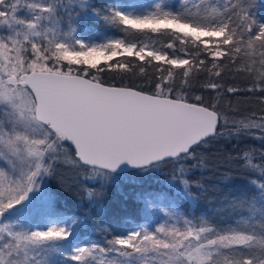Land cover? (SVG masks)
<instances>
[{"label":"snow or ice","instance_id":"6c2138e0","mask_svg":"<svg viewBox=\"0 0 264 264\" xmlns=\"http://www.w3.org/2000/svg\"><path fill=\"white\" fill-rule=\"evenodd\" d=\"M258 8L264 0H0V264H264V107L237 119L212 102L233 93L264 106ZM95 28L114 35L96 42ZM225 134L246 183L221 224L181 202L195 201L188 174ZM65 166L88 185V211L62 207L73 189L53 181ZM169 166L174 182L139 193L144 223L122 231L105 188Z\"/></svg>","mask_w":264,"mask_h":264},{"label":"trees","instance_id":"16d2710c","mask_svg":"<svg viewBox=\"0 0 264 264\" xmlns=\"http://www.w3.org/2000/svg\"><path fill=\"white\" fill-rule=\"evenodd\" d=\"M109 3L115 0H108ZM127 2V0H120ZM140 3H152V0H138ZM180 2V0H177ZM256 17L264 18V8H258L255 12ZM105 35L112 36L114 33L103 29L95 28L91 32L93 40L99 37L100 42ZM159 47V45H157ZM103 63V61H101ZM224 80L230 86L236 83L243 88L244 81L225 75ZM197 95L202 93L197 92ZM212 102L221 113H229L230 117L240 118V114L248 112L259 113L262 106L255 99H247L242 94L226 93L222 98L217 99L213 94ZM238 142L230 139L227 134L216 139L211 145L206 146L204 152L205 162L197 169H193L188 175L191 176L190 185L193 190L195 201L185 200L182 205L188 212H193L197 216L212 217L218 223H225L231 218V213L227 201L233 199V194L242 190L246 183V176L236 162ZM258 147L257 145H253ZM227 177V178H226ZM63 180L73 191H61L60 199L62 207L69 213L85 212L88 207L84 201L87 199L86 188L82 174H78L74 169L65 166L59 170V175L53 183L57 185ZM169 181H173V168L171 166L162 168L159 171L141 175L133 181H123L118 187L108 186L104 190L103 206L107 210L108 217L113 214L123 217L125 227L122 231L130 230L137 224L144 221L136 219V209L142 207V201L137 199V195L142 191H154L167 189ZM90 183V182H89ZM182 187V186H181ZM77 192L82 193L78 195ZM99 213L92 209V218L98 219ZM107 227V224H105ZM87 239H100L98 232H93L89 227Z\"/></svg>","mask_w":264,"mask_h":264},{"label":"rangeland","instance_id":"374dc122","mask_svg":"<svg viewBox=\"0 0 264 264\" xmlns=\"http://www.w3.org/2000/svg\"><path fill=\"white\" fill-rule=\"evenodd\" d=\"M143 4H147V3L143 2ZM161 215H162V214H161ZM161 223H163V220H161Z\"/></svg>","mask_w":264,"mask_h":264}]
</instances>
